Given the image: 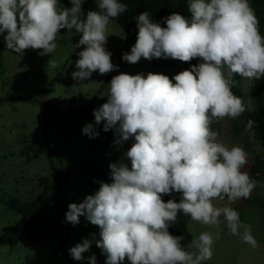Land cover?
Segmentation results:
<instances>
[{
    "label": "clouds",
    "instance_id": "9594fccd",
    "mask_svg": "<svg viewBox=\"0 0 264 264\" xmlns=\"http://www.w3.org/2000/svg\"><path fill=\"white\" fill-rule=\"evenodd\" d=\"M71 8H60L58 0H0V33L6 46L17 53L25 49L52 54L60 29L81 33L75 47L84 46L76 61L73 79L86 80L94 72L105 75L116 69L105 45L108 25L127 11L119 0H98L99 11L81 19L84 0H70ZM191 19L179 13L164 18L167 27L142 12L137 20V39L122 59L135 64L141 58L202 62L171 79L149 72L114 76L108 100L94 110L95 123L104 131L116 129L122 141L134 137L126 152L131 168L123 162L109 165L111 183L100 182L94 195L68 205L65 220L76 225L85 216L100 228L96 246L106 254V264H203L213 256L214 237L202 232L185 247L183 236L168 228L182 212L191 221L218 226L223 216L227 229L253 248L258 246L251 225L240 220L232 207H216L213 200L227 197L230 203L249 199L256 182L243 171L247 152L226 146L212 124L238 118L247 108L232 88L234 75L250 80L264 77V36L249 0H188ZM50 68L57 62L48 61ZM173 80L175 83H173ZM249 120L247 125L251 127ZM118 125V127H117ZM90 138L98 136L93 124L82 129ZM179 193L181 198L164 202L162 195ZM215 239H219L217 234ZM93 243L69 249L75 260ZM96 264L95 256L88 258Z\"/></svg>",
    "mask_w": 264,
    "mask_h": 264
},
{
    "label": "rangeland",
    "instance_id": "374dc122",
    "mask_svg": "<svg viewBox=\"0 0 264 264\" xmlns=\"http://www.w3.org/2000/svg\"><path fill=\"white\" fill-rule=\"evenodd\" d=\"M249 2L264 36V10L259 11L253 0ZM58 6L71 8L72 4L58 0ZM89 11H99L98 0H84L81 19H86ZM156 22L167 27L164 19ZM6 35V31L0 33V264H68L69 257L61 248L70 249L83 239L93 243L82 253L84 258L78 260L79 263L90 264L88 258L94 255L96 264H106V254L95 243L100 239V228L85 216H80L76 225L68 223L65 213L69 204H80L87 196L94 195L100 182H112L111 163L123 162L131 168L126 152L135 140L130 137L116 144L120 136L115 127L104 131V122L97 125L93 112L107 102L114 76L121 73L146 76L151 72L171 79L181 72L186 62L171 58H141L135 64L124 61L123 44L128 34L112 19L105 47L112 53L111 62L116 69L105 75L97 71L80 81L72 77L78 70V54L84 50L83 45L75 47L81 38V33L75 29H60L56 50L43 56L39 54L42 50L25 49L21 54L7 48ZM50 59L57 62V68L48 66ZM241 83L249 114H255L264 124V77L242 78ZM9 97L18 100H6ZM45 107L49 112L46 121ZM248 121L249 116L226 117L211 127L226 146H243L252 157L255 149L258 153L254 158L263 156L260 138L249 128ZM89 123L98 136L90 138L83 134L82 129ZM116 147L120 149L119 159ZM50 160L54 167L67 170L68 182L59 193ZM255 182L249 199L230 203L225 197L213 200V204L239 212L241 222L251 225L258 244L256 248L244 243L239 236L231 235L223 216L218 226L187 220L191 240L202 232L213 234V256L203 264H264V175ZM43 194L53 195L55 199L36 218H25L11 206L14 201L37 202ZM178 224L177 218L176 223L169 226L171 235L180 236ZM217 234L219 239H215ZM122 264H130L127 257Z\"/></svg>",
    "mask_w": 264,
    "mask_h": 264
},
{
    "label": "trees",
    "instance_id": "16d2710c",
    "mask_svg": "<svg viewBox=\"0 0 264 264\" xmlns=\"http://www.w3.org/2000/svg\"><path fill=\"white\" fill-rule=\"evenodd\" d=\"M258 5V10H264V0H253ZM68 3H71L70 0H67ZM119 2L127 5V11L122 13L117 18H114L117 24L128 34V37L124 41L123 52H130L131 47L135 44L137 39V20L136 18L142 12H148L150 19L153 22L164 19L165 17L173 14L179 13L184 16L186 19H191V13L188 10V0H119ZM202 62V58H194L190 62H186V65L182 67L181 71L185 70L187 66L198 65ZM233 79L237 82V85L232 88L233 93L236 96L242 98L245 106V94L243 92L242 83L239 75H234ZM6 100H18L15 97H9ZM247 108V106H246ZM48 109L45 107V121L48 115ZM243 116H249V120L253 122L250 129L254 130L257 133V136L260 138L261 146L264 149V124L263 122L256 117L255 114H249L248 109ZM111 139V135L109 134ZM117 159L120 156V149L116 147L115 149ZM51 169L54 174V183L56 191L59 193L63 187L68 182L67 170L63 168L54 167L53 163L50 160ZM250 177L257 181L261 176L264 175V155L255 156L252 164L250 165L248 171ZM180 194L172 192L170 195H162V200L167 202L168 200H174L175 202L180 201ZM55 197L53 195L43 194L37 202H28L20 203L14 201L11 203L12 208L17 211L19 214L23 215L25 218H36L42 213L43 210L48 208L53 202ZM190 217L185 216L182 212L178 213V231H180V236H183L184 239L181 241V244L185 247L191 242V236L186 228V222ZM61 250L66 253L69 257L68 264H80L78 260L72 258L69 253V248L62 247Z\"/></svg>",
    "mask_w": 264,
    "mask_h": 264
},
{
    "label": "crops",
    "instance_id": "0c3cea01",
    "mask_svg": "<svg viewBox=\"0 0 264 264\" xmlns=\"http://www.w3.org/2000/svg\"><path fill=\"white\" fill-rule=\"evenodd\" d=\"M241 147L243 148V146H241ZM252 153L255 155V153H258V151H256L255 149H253L252 150ZM250 154H251V152L250 153L248 152V155H247V164L243 168V171H246V172L249 171L250 165L252 164L253 159H254V155L252 157V155L250 156Z\"/></svg>",
    "mask_w": 264,
    "mask_h": 264
},
{
    "label": "water",
    "instance_id": "95a60500",
    "mask_svg": "<svg viewBox=\"0 0 264 264\" xmlns=\"http://www.w3.org/2000/svg\"><path fill=\"white\" fill-rule=\"evenodd\" d=\"M247 120H248V118H247Z\"/></svg>",
    "mask_w": 264,
    "mask_h": 264
}]
</instances>
